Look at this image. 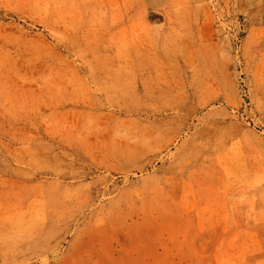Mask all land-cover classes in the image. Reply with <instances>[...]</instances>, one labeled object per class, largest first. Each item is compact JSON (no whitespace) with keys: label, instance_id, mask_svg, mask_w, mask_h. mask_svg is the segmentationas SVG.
<instances>
[{"label":"rangeland","instance_id":"rangeland-1","mask_svg":"<svg viewBox=\"0 0 264 264\" xmlns=\"http://www.w3.org/2000/svg\"><path fill=\"white\" fill-rule=\"evenodd\" d=\"M134 1L0 0V264H264V0Z\"/></svg>","mask_w":264,"mask_h":264},{"label":"bare ground","instance_id":"bare-ground-1","mask_svg":"<svg viewBox=\"0 0 264 264\" xmlns=\"http://www.w3.org/2000/svg\"><path fill=\"white\" fill-rule=\"evenodd\" d=\"M160 1L161 0H159V2ZM159 2H158V0H157V2L156 1L154 2L152 0H135L132 7L138 12H145V11H148V9H150V8L159 7L160 6ZM153 10H155V9H152V11Z\"/></svg>","mask_w":264,"mask_h":264}]
</instances>
